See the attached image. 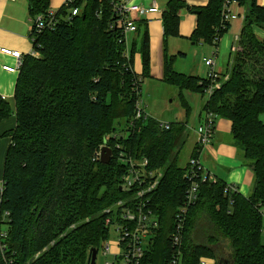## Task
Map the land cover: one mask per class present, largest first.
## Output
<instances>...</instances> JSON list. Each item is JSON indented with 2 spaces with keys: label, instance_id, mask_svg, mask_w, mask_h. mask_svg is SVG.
<instances>
[{
  "label": "trees",
  "instance_id": "16d2710c",
  "mask_svg": "<svg viewBox=\"0 0 264 264\" xmlns=\"http://www.w3.org/2000/svg\"><path fill=\"white\" fill-rule=\"evenodd\" d=\"M225 1L209 0L194 9L198 22L191 40L213 44L216 35L229 31L231 22H222ZM239 1L246 11L234 61L202 104L199 117L208 111L232 122L235 144L254 175V189L245 196L222 178H200L197 199L184 222L182 264H200L203 258H213L216 264H264V38L255 32V27L264 29V6L257 0ZM29 3L33 20L51 10L50 0ZM72 7L80 13L68 16ZM183 7L182 0L168 1L163 13L166 39L180 36ZM55 16L56 27L35 36L37 55L24 56L19 71L17 125L8 132L12 142L0 204V229L8 212L7 247L0 248V264H90L91 249L99 251L109 236L108 209L130 197L121 188L128 168L116 159L121 150L148 158L149 168L163 170L159 185L149 193L160 228L143 264H167L176 215L191 181L189 164L179 165L180 151L193 132V107L186 93L203 96L214 82L176 70L175 56L166 54L164 81L178 89L185 119L171 122L170 129L153 117L134 120L143 80L133 67L136 44L128 57L124 54L113 0H75L63 4ZM140 49L149 77L147 28ZM11 114L9 103L0 97V121ZM105 140L114 150L108 164L94 159ZM200 150L197 142L191 157H199Z\"/></svg>",
  "mask_w": 264,
  "mask_h": 264
},
{
  "label": "built area",
  "instance_id": "2783aa9c",
  "mask_svg": "<svg viewBox=\"0 0 264 264\" xmlns=\"http://www.w3.org/2000/svg\"><path fill=\"white\" fill-rule=\"evenodd\" d=\"M75 0H66L65 4L73 5ZM113 6L116 15L119 17L116 22V27L121 28L120 42H124L126 49L124 54L128 57L130 52V35L136 33L139 29L138 23L134 17L136 13H148L158 11L157 6L146 8L136 3H118L113 0ZM240 7L239 0H226L224 2L222 10V22H232L234 19H238L242 16L245 18V12H236L234 8ZM80 13L79 8L72 7L68 16H74ZM56 12L50 10L45 15H39L32 21L31 37L32 42L36 38L35 36L42 32L46 28L56 27L59 19L55 16ZM222 36L216 35L214 43L217 44ZM5 53L13 55L19 61L17 66H4L5 70L10 72H19L23 64V54L17 50H10L7 48H1ZM32 54L37 55L34 47ZM205 65L208 69L207 77L212 80L213 85L208 90V94L212 92L214 87L220 85L219 74L216 72L215 57L214 54L204 59ZM142 91V90H141ZM141 97V95H140ZM139 99L136 102L134 120H140L142 117H152L146 110H144V103ZM202 122H199L195 132L198 135L197 142L199 143L201 150L206 148L213 140L217 117L213 112H204ZM133 122V121H132ZM134 123V122H133ZM160 126L166 129H170L171 122H161ZM120 132H116L115 136H119ZM108 146L112 149V158L114 156V150L112 146L104 142L100 148L95 152L94 159L101 161L102 148ZM121 145L117 144V148ZM116 159L128 164L127 172L123 175L121 181V187L130 192V197L121 199L116 202L114 206L108 209L110 216L106 220V224L111 228L113 224H116V229L120 237V243L122 247V255L119 257L115 255L116 263L112 262L107 264H143L148 246L154 241L157 231L160 228V219L150 206L149 193L156 189L163 176V170L161 168L152 169L149 168L148 158H136L130 155L124 150H121ZM190 174V184L187 188L186 202L179 209L175 219V229L171 234V242L173 246L172 257L167 264H182V235L184 232V222L186 219L188 207L196 201L197 194L200 187V178L202 180L216 179V176L212 174L209 169L202 165L200 157H190L188 162ZM231 190L238 191L235 186L229 185ZM4 189V181L0 182V204L2 202V192ZM262 215L264 217V204L261 207ZM8 212H6V215ZM8 232L0 229V248L4 251L7 247L4 240L7 238ZM99 252V251H98ZM104 254H110V246L105 247ZM202 262V261H201Z\"/></svg>",
  "mask_w": 264,
  "mask_h": 264
},
{
  "label": "crops",
  "instance_id": "0c3cea01",
  "mask_svg": "<svg viewBox=\"0 0 264 264\" xmlns=\"http://www.w3.org/2000/svg\"><path fill=\"white\" fill-rule=\"evenodd\" d=\"M58 4H65L66 0H55ZM118 3L131 2L142 5L146 8H151L153 6L158 7V11L148 12V13H136L135 16L141 22L140 29L136 33L130 35V47L136 44V52L140 54L141 63L142 53L141 46L143 42V35L145 29L147 28L150 38V59H153V54L158 56L159 60L163 57L165 60V55L168 56L175 55V62L177 56L185 57L187 52L181 49H176L177 53L174 54L170 51L169 46H167V41L169 38H165L164 35V25H163V13L168 8L169 0H115ZM186 3V7L180 10V16L193 19L194 21L188 28L183 27L181 24L180 36L176 38L181 41V44L185 41H189L185 37L192 36L193 32L197 27L198 16L194 13L195 8H200L206 6L209 0H182ZM64 2V3H63ZM258 4L264 6V0H257ZM61 5V6H62ZM32 21L30 15V3L29 0H0V97L6 100L11 109L12 114L0 121V182L3 181L4 168L6 162L7 151L11 145L12 139L8 135V132L14 129L17 125V116L15 114L16 109V98L15 90L20 72H10L4 69V66H17L18 60L13 55L5 53L1 48H7L10 50L20 51L23 56H26L33 51V42L31 37ZM243 22L238 29H235V25L231 23V27L228 32L224 33L217 44H206L202 41L192 42L193 45L208 47V54L202 55V62L205 65L204 59L210 57L214 54L216 62V72L219 74L220 79L226 78L231 65L234 61L235 50L237 48V38L240 35ZM256 34L263 38L264 30L259 27H255ZM190 34V35H189ZM179 48V47H178ZM134 55V56H135ZM193 67L188 74L199 75L202 77H207L208 69L205 65V71L203 74L197 69V66L192 64ZM183 72V71H182ZM151 77V73L150 76ZM178 92V89H177ZM178 96V95H177ZM209 96V94H208ZM187 97L191 100L194 99V104L197 106L198 113L195 110L194 115H197L199 122H202L204 114L199 117L201 112L202 104L207 100L203 96H195L187 93ZM180 117L177 121H183L186 116V110L180 111ZM232 122L225 118H218L216 123L215 134L212 142L200 152V158L209 162L211 169L209 171L217 176L218 178H226L221 176V173L226 170L230 172L232 177L238 176L243 177L246 174L247 180L249 181L250 194L254 189V175L248 161L244 158L242 150L237 147L235 140L233 138L231 128ZM193 133V132H192ZM191 133V134H192ZM196 133V132H195ZM197 143V138L195 143ZM194 148V146H193ZM193 150V149H192ZM228 183V182H227ZM236 187V185H233ZM240 192L239 186L236 187ZM205 259V258H203ZM202 259L200 264H206ZM216 264V263H215Z\"/></svg>",
  "mask_w": 264,
  "mask_h": 264
},
{
  "label": "rangeland",
  "instance_id": "374dc122",
  "mask_svg": "<svg viewBox=\"0 0 264 264\" xmlns=\"http://www.w3.org/2000/svg\"><path fill=\"white\" fill-rule=\"evenodd\" d=\"M130 3H132V1ZM61 5L62 4H58L57 1L55 0H50V8L54 12H57L62 7ZM234 11L244 13L246 11V7L243 5L240 7L236 6L234 8ZM193 21H194L193 19L191 20L190 18L180 16V26L182 24L183 27L185 28H188ZM242 22H243V18L242 16H239L238 19H234L231 23H233L235 25V29L236 30L238 29L239 31L240 30L239 26L241 25ZM180 28H179V32H180ZM178 37H169L167 41V46H169V49L173 54L176 51V49L182 48L184 51L187 52V56L185 57L177 56L176 62H174L175 69L178 71H183L188 74L187 71L188 70L190 71L193 68L191 67V65L194 64L197 66V69L200 72V74H203L205 71V65L202 62V55H207L209 53L208 47L200 46L199 48H197V45L192 44V42L195 41L191 40V36L185 37L186 39H189L190 42L185 41L183 42V44H181V41L176 39ZM259 38L262 39L261 37ZM129 41L131 40L129 39ZM177 52L178 51H176L175 53ZM133 67L135 74L143 80L141 97H140V100H142V102L144 103L142 108H144V110H146L153 118L161 122L177 121L178 117H180L179 116L180 111L184 110L185 112V108L182 106L180 99L177 96L178 95L177 88L164 81L163 57L160 58L159 60L158 56H155V54H153V59L151 58V69H150L151 77H146L144 75L143 66L141 63V57L139 53H137L134 56ZM187 93L194 95L191 92H187ZM207 97H208V91L205 92V94L203 95V98L206 99ZM189 100L193 107L192 108L193 113L191 119L189 120V126L191 127L193 133L190 134L188 141L186 142V144L183 145L179 154V165L183 167H185L188 164L195 140L196 138H198V135L197 133H195L194 130L199 125V119L197 118V115H194L195 110L197 111L196 113H198V109L193 102L194 99L191 100L189 98ZM261 119L264 122V113L261 114ZM200 160L202 165L205 166V168L211 169L209 162H205V160H202V158H200ZM211 171L214 172V170L212 169ZM221 176L226 178L229 185L232 186L236 185V187L239 186V189H241L240 190L241 194L245 196L250 195V189L248 187L249 181L247 180L245 173L241 178L238 176L232 177L230 172L228 173L226 170H224V172L221 173ZM6 222H7L6 215H4L3 223L1 225L2 230H5L7 228ZM116 227H117L116 224H113L111 226L109 231V236L102 242L97 255L96 264H107V262L116 263L115 255L119 257L122 255L123 249L121 247L120 237ZM262 237L264 240V217H263V226H262ZM107 245L110 246V254H104L105 247ZM203 260L206 262V264L216 263L215 259L213 258H205Z\"/></svg>",
  "mask_w": 264,
  "mask_h": 264
},
{
  "label": "water",
  "instance_id": "95a60500",
  "mask_svg": "<svg viewBox=\"0 0 264 264\" xmlns=\"http://www.w3.org/2000/svg\"><path fill=\"white\" fill-rule=\"evenodd\" d=\"M194 13L197 14L198 11H194ZM105 143H107V140H105ZM112 153H113V151L111 148H109L108 146H104L102 148L101 162L104 164H108L112 160ZM91 252L92 253H91L90 264H96L98 249L92 248ZM224 264H230V263L226 261Z\"/></svg>",
  "mask_w": 264,
  "mask_h": 264
}]
</instances>
